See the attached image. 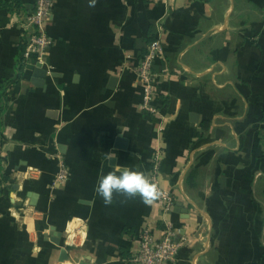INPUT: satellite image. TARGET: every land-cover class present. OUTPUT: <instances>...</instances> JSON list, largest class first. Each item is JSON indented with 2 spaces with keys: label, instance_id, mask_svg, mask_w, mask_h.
<instances>
[{
  "label": "crops",
  "instance_id": "1",
  "mask_svg": "<svg viewBox=\"0 0 264 264\" xmlns=\"http://www.w3.org/2000/svg\"><path fill=\"white\" fill-rule=\"evenodd\" d=\"M13 1L0 0V264H131L142 229L159 239L165 223L186 239L176 264H264V0H54L44 74L21 76L33 0ZM158 23L151 118L133 69ZM156 147L173 210L119 193L106 206L98 178H149Z\"/></svg>",
  "mask_w": 264,
  "mask_h": 264
},
{
  "label": "built area",
  "instance_id": "2",
  "mask_svg": "<svg viewBox=\"0 0 264 264\" xmlns=\"http://www.w3.org/2000/svg\"><path fill=\"white\" fill-rule=\"evenodd\" d=\"M54 0H33L32 9L24 17L22 27L29 31L24 44L23 61L25 68L29 65L46 66V58L52 46V39L48 36L46 25L50 19ZM156 27V37L146 46L144 55L138 60L133 69L135 81L140 92V109L151 118L158 114L156 106L157 79L154 65L163 54L162 28L159 23ZM162 149L156 147L151 160V171L148 180L155 186L156 201L159 202L164 214L170 213L174 208L175 198L171 191L160 186L161 163L163 161ZM69 172L63 163L60 164L51 188L63 184ZM186 239L179 235L178 230L171 224L165 223L162 236L156 239L147 227L140 232L138 250L128 260L131 264H176L179 251Z\"/></svg>",
  "mask_w": 264,
  "mask_h": 264
},
{
  "label": "clouds",
  "instance_id": "3",
  "mask_svg": "<svg viewBox=\"0 0 264 264\" xmlns=\"http://www.w3.org/2000/svg\"><path fill=\"white\" fill-rule=\"evenodd\" d=\"M95 192L106 206L112 203L114 193L127 197L139 196L145 204H150L156 197L155 186L143 173L119 165L98 178Z\"/></svg>",
  "mask_w": 264,
  "mask_h": 264
},
{
  "label": "trees",
  "instance_id": "4",
  "mask_svg": "<svg viewBox=\"0 0 264 264\" xmlns=\"http://www.w3.org/2000/svg\"><path fill=\"white\" fill-rule=\"evenodd\" d=\"M18 6H20L19 5V1L18 0H14L12 3H6V4H4V5H2V7H4V8H8L9 10H11V11H14V9L15 8H17ZM27 13H29L28 11H26L25 12V14H24V16H26L27 15ZM153 30H151L152 31V35H150L146 40H145V45H144V47H143V49H142V53H141V55L139 56V59L142 57V55H144V53H145V51H146V46H147V44L150 42V41H152L155 37H156V27H155V24L153 25V28H152ZM23 49H24V46H23V48H22V50H21V53H20V57H19V61H18V67H17V72H18V76H21V73H22V71L25 69V65H24V61H23V56H22V54H23ZM4 88V87H3ZM4 95L2 94V97H3ZM5 97V96H4ZM4 102V101H3ZM207 127V126H206ZM8 180V177L7 176H5V175H3L2 174V176H1V182L3 183V182H6Z\"/></svg>",
  "mask_w": 264,
  "mask_h": 264
},
{
  "label": "water",
  "instance_id": "5",
  "mask_svg": "<svg viewBox=\"0 0 264 264\" xmlns=\"http://www.w3.org/2000/svg\"><path fill=\"white\" fill-rule=\"evenodd\" d=\"M26 68L29 69V70H31V71H37V73L39 72V73H41V74H44L43 71H40L41 68H40L39 66L29 65V66H27ZM32 198H34V197H32ZM32 198H31V199H32ZM31 204H33V203L31 202ZM55 243H56V242H55ZM66 258H67V255H66L65 251L62 250V251H61V254H60V261H64V260H66Z\"/></svg>",
  "mask_w": 264,
  "mask_h": 264
}]
</instances>
